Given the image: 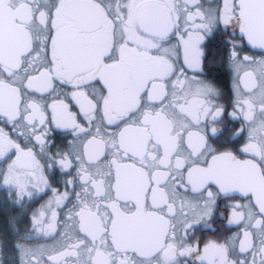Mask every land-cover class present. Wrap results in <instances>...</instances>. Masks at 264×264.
Instances as JSON below:
<instances>
[{
  "label": "snow or ice",
  "instance_id": "obj_1",
  "mask_svg": "<svg viewBox=\"0 0 264 264\" xmlns=\"http://www.w3.org/2000/svg\"><path fill=\"white\" fill-rule=\"evenodd\" d=\"M0 264H264V0H0Z\"/></svg>",
  "mask_w": 264,
  "mask_h": 264
},
{
  "label": "flooded vegetation",
  "instance_id": "obj_2",
  "mask_svg": "<svg viewBox=\"0 0 264 264\" xmlns=\"http://www.w3.org/2000/svg\"><path fill=\"white\" fill-rule=\"evenodd\" d=\"M233 231H235V229H233Z\"/></svg>",
  "mask_w": 264,
  "mask_h": 264
}]
</instances>
